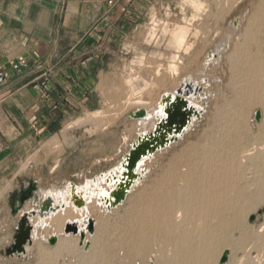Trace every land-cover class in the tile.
<instances>
[{
    "label": "rangeland",
    "instance_id": "1",
    "mask_svg": "<svg viewBox=\"0 0 264 264\" xmlns=\"http://www.w3.org/2000/svg\"><path fill=\"white\" fill-rule=\"evenodd\" d=\"M95 13V19L100 14L105 19L99 18L93 22L95 29L90 31L94 32L95 37L110 40L100 46L95 44V40L88 50L82 49L80 52L83 58H87L93 52L97 54V49L101 52L103 49L109 50L115 75L111 78L109 95L105 96L108 107L94 113L76 115L79 118L75 116L72 120L71 110L65 113L58 109L56 102L61 95L54 96L53 86L49 84L53 74L52 71L48 72L44 80H39L40 95L49 99L48 108L57 121L50 128L47 127L48 133L43 138L31 142L30 151L22 159V169L42 167L40 174L45 178L47 190L60 189L66 180L79 184L108 170L120 160L136 138L138 122L128 118V113L140 106L135 100H150V104H153L161 93L171 90L169 87L177 88L184 77L206 79L207 87L202 89L207 93L203 100L205 110L182 138L156 152L145 162L147 170L144 177L122 204L110 210L95 208L93 218L96 225L93 235L88 237V249L78 245L79 239L75 243L72 239L74 236L59 235L58 242L52 247L42 241L36 242V250L26 263L5 259V248L0 252V264H156L159 255L170 254L172 248L168 243L170 234L164 233L157 214H153L160 198L169 196L167 188L164 190L166 186L159 183L183 160L200 163L203 145L221 133V116H229L235 109H243L246 118L243 131L252 135L249 138L247 135V139L243 140L247 148L253 147L255 140L252 137L261 139L264 132V104L251 101L241 107L234 101L239 83L251 82L254 78L252 75L242 77L245 72H254V67L258 65L264 72V0H130L123 11L101 6L97 7ZM241 16V25L230 35V44L221 60L202 73L205 55L229 36L232 23ZM181 29L184 43L179 45L174 38ZM169 63L177 65L175 74L168 71ZM43 71L46 72L45 69ZM56 78L54 76V85L58 84ZM258 79L263 80L264 76L260 75ZM260 84L257 92L264 96V82ZM256 110L261 112L259 122L251 117ZM228 141L232 143L233 139L229 138ZM246 146L244 144V148ZM252 162L264 167V162L260 160ZM252 162L247 161L246 166L250 164L251 167ZM263 173L262 176L256 174L260 179L250 181L246 190L249 199L242 213L245 218L239 219L241 222L244 220L243 224L250 230L244 236L231 227L226 233H220L217 236L220 239L216 238L219 244L213 251L217 256L214 264H218L225 249L230 252L225 264H258L256 256L260 242L252 240L264 232H257L260 227L264 230ZM249 176V179H253V175ZM180 187L182 184L175 188ZM157 189L162 193L159 194ZM172 199L169 201L174 207L176 202ZM251 215H255L253 221L249 220ZM42 230H38V233L36 230L40 238L47 233L45 229ZM65 240L71 241V252L63 250L61 245ZM246 242L251 243L249 253L244 249ZM57 246L61 249L57 250ZM92 254L95 257L91 260Z\"/></svg>",
    "mask_w": 264,
    "mask_h": 264
},
{
    "label": "bare ground",
    "instance_id": "2",
    "mask_svg": "<svg viewBox=\"0 0 264 264\" xmlns=\"http://www.w3.org/2000/svg\"><path fill=\"white\" fill-rule=\"evenodd\" d=\"M242 19L243 16L236 19L235 23H232L229 36L225 35L226 37L224 38V41L217 44L214 49L205 55L203 61L204 63L202 65L203 70L201 69L202 73H204L203 71L209 68L210 65L213 63H218L221 60L222 54L226 52L228 45L230 44V35H232V33L239 28ZM174 39H177L176 41L179 45L184 43L182 29L181 32L178 33V36ZM167 69L172 74H175L178 70L175 63L167 66ZM254 69V72H245L243 76L241 73V76L244 78H246L247 75H252L254 78L251 82L249 81L246 83H239V88L236 89L237 94L234 100L238 106H247V103L251 101H254L259 105L262 103L264 104V96L262 94L258 95L257 92V88L262 85L260 83L264 82V79L260 80L258 78L260 75L264 76V72L261 68V65L255 66ZM206 82L207 81L204 77L197 78L188 76L180 80L177 88H179L180 84L186 85L187 83H190L192 88H195L199 85L201 89H206ZM169 88H171V90L164 89L165 91L159 95L153 104H150V100L147 101L145 99L139 98L135 100V102L140 105L138 108H144L146 110L148 117L146 120H136L138 122L137 135L146 134L147 132L152 131V127L157 121L156 119L163 115L162 104L160 103L161 95H167L170 93L174 94L175 90L177 89L175 86H171ZM206 94L207 93L204 90L193 93L191 91L187 97L189 105L200 113L198 118L192 117L187 131L202 116L205 110V102L203 100ZM242 110L243 109H235L230 112L229 116H227V114L221 116V120H218L220 123L219 126L221 127V133L219 136H215L210 142L203 145L201 157L198 156L200 157V163L192 162L191 160H183V162H186H181L180 165H177L178 167L172 169L170 175L165 177L161 183H159L161 186H166L164 190L167 188V195L169 194V196H162V199L160 198V202L156 201L158 202V205L156 204V213L153 214H157V219L164 233L170 234V236H168L169 238L167 236L166 237L169 239L168 243L170 242L172 248L170 249V254H160L156 260V264H214L217 261V256L213 251L215 246L219 244V241L217 242L218 244L216 243V238L218 235H221L220 233H226V231H229V228L231 227L232 229L239 231L240 234H243L244 236V234L250 230V228L248 230V227L244 225L245 223L243 224L244 220L241 222L239 219L240 217L243 218L242 213L247 207V201L249 197L246 194V190L249 188L251 183L250 181L260 179L259 176L261 172H264L263 166L252 162H255L256 160L264 162V132L261 134V137L258 136L261 139H257V136L252 137L255 140L253 147L250 144L252 148H247V144L244 143L245 141L243 140L247 139L248 134L246 133L248 132L244 133L243 131L246 118H244V113ZM254 112L255 111H253L251 117L254 116ZM250 135L251 134L248 135V138ZM182 137L183 136L179 137V139ZM229 138L233 139L232 143L228 141ZM244 144L246 148H244ZM150 158L151 157H143L140 161L138 172H140L141 178L134 181V184L129 189L128 194L134 189V187H136V185L140 183L141 179L144 177L147 170L145 167V162ZM247 161H251L253 163L251 167L250 164L249 166H246ZM121 171L122 166L120 159V161L112 168H109V170L99 173L90 179H86L82 181V183L75 184V188L73 189L71 188L70 182H68L65 183V185L60 189L42 190V195L40 194L41 197L45 198L46 196H50L53 198L54 202L64 203L65 208L59 211L56 215H51L46 219L35 218L37 220L31 221L36 227L35 231L33 232V239L36 230L43 228L47 231L45 234H56L58 237L59 235H64L62 234L64 225L66 222H69L75 224L79 231L84 230L85 239L88 240L89 235H93L87 231L88 221L92 219L95 227L96 220L93 218L95 208L98 207L100 210H110L108 207H106L104 199L106 197H110L111 192L116 188V181L119 182ZM249 171L250 173H248ZM249 174L253 175L251 177L253 179H249ZM256 174H259V176L257 177ZM179 184H182V187L176 189L175 187H177ZM73 192L84 200L85 204L83 207L76 208L70 203V198L72 197ZM159 192L161 191H158V193ZM171 198H173L172 200L176 202L174 207H172L173 203L169 201ZM155 199L159 198L155 197ZM150 219L152 220V218ZM261 231L264 230L260 227L257 232ZM69 235L74 236L72 234ZM256 236L257 238H254L252 241L260 242L258 245V254L256 256L258 259L256 260V263L261 264L262 262L264 263V232ZM47 237H44L45 241H47ZM74 237L75 238L72 239H74V242L76 243V241L79 239V235ZM247 242L244 246V249L248 252L251 249L249 246L251 243ZM240 244H242V242ZM70 245L71 241L67 242L65 240L62 242L61 246L63 247V250L71 252ZM58 248L61 249L60 246H57L56 249L58 250ZM247 252L245 253L248 254L249 252ZM94 257L95 254H92L90 259L92 260Z\"/></svg>",
    "mask_w": 264,
    "mask_h": 264
},
{
    "label": "crops",
    "instance_id": "3",
    "mask_svg": "<svg viewBox=\"0 0 264 264\" xmlns=\"http://www.w3.org/2000/svg\"><path fill=\"white\" fill-rule=\"evenodd\" d=\"M129 1L120 0L114 8L122 11ZM101 6L106 7L103 0H0V64L7 65L17 57L25 56L43 62L46 71L11 73L0 88V252L12 242L13 228L19 216H14L8 206L10 194L26 178L38 182L39 195L42 190H47L45 178L40 174L42 167L21 168L31 142L43 138L48 133L47 127L57 121L48 108L49 99L40 95L39 80H44V76L52 71L49 84L53 86L55 97L61 95L56 102L58 109L65 113L71 110L72 120L76 115L108 107L105 96L109 95L111 78L115 75L109 50L101 52L97 49V54L93 52L87 58L80 52L88 50L95 40L98 46L110 40L95 37L90 31L95 29L93 22L105 19L101 14L95 19V10ZM54 76L57 85L53 84ZM30 207L32 203L28 201L22 210L28 211ZM35 218L30 220H37ZM37 233L32 244L26 245L24 254L5 255V259L28 262L36 250V242L47 243L44 237L50 234L41 235V239Z\"/></svg>",
    "mask_w": 264,
    "mask_h": 264
},
{
    "label": "water",
    "instance_id": "4",
    "mask_svg": "<svg viewBox=\"0 0 264 264\" xmlns=\"http://www.w3.org/2000/svg\"><path fill=\"white\" fill-rule=\"evenodd\" d=\"M201 90L199 85L192 88V85L187 83L186 85L180 84L174 94L161 95L160 103L162 104L163 115L156 119L157 121L152 127V131L136 135V138L130 143L128 151L121 157V176L119 182L116 181V188L111 192V196L104 199L106 207L109 209L116 208L126 199L134 181L141 178L138 168L143 157H151L157 151L167 148L171 143L178 141L179 137L183 136L187 131L192 117L198 118L200 116V113L189 105L187 97L191 91L193 93ZM128 118L139 121L146 120L148 117L144 108H137L128 113ZM253 118L256 122L260 121V110L254 112ZM69 182L71 188H75L76 183ZM38 192V182L35 179L26 178L10 194L8 206L14 216H19L16 226L13 228L12 242L4 250L6 256L24 254L26 245L32 244L33 232L36 227L31 222V217L46 219L65 208L64 203H56L50 196L41 197ZM28 201H31L32 207L28 211H23L22 208ZM70 203L76 208H81L85 204L84 200L74 192L70 198ZM254 218L255 215H251L249 220L253 221ZM87 226V231L93 234L94 222L92 219L88 221ZM62 234L79 235L78 245L84 246V249H88L90 246V241L85 239L84 230L79 231L75 224L66 222ZM46 242L51 246L55 245L58 242V235H49ZM229 254V250L225 249L218 260V264H225L229 259Z\"/></svg>",
    "mask_w": 264,
    "mask_h": 264
},
{
    "label": "built area",
    "instance_id": "5",
    "mask_svg": "<svg viewBox=\"0 0 264 264\" xmlns=\"http://www.w3.org/2000/svg\"><path fill=\"white\" fill-rule=\"evenodd\" d=\"M120 0H103L107 8L115 7ZM125 7H122V11ZM44 63L37 59H31L25 56H19L15 60L10 61L7 65L0 64V88L4 86L11 73H22L30 70L40 71L44 67Z\"/></svg>",
    "mask_w": 264,
    "mask_h": 264
}]
</instances>
